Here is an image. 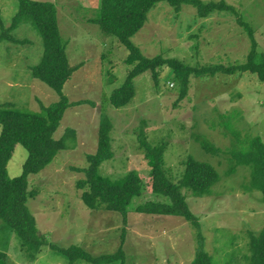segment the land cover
<instances>
[{
  "label": "rangeland",
  "instance_id": "374dc122",
  "mask_svg": "<svg viewBox=\"0 0 264 264\" xmlns=\"http://www.w3.org/2000/svg\"><path fill=\"white\" fill-rule=\"evenodd\" d=\"M35 1L55 5L68 63L79 67L62 88L71 104L54 133L56 139L66 136V147L43 170L28 176V190L37 195L28 198L27 206L45 244L31 256L22 239L0 219V251L7 254V263L69 264L50 243L77 245L92 255L113 253L121 244L122 232L125 264H190L193 260L199 245L197 227L178 216L135 210L145 201L157 200L149 186L133 199L126 222L119 212L92 210L81 201L82 190L76 183L84 173L76 168L86 167L87 154L95 152L100 117L106 114L112 125L114 155L102 162L99 173L117 179L136 171L149 182L142 136L152 145L166 144L164 160L174 181L182 174V163L188 156L211 164L219 180L210 195L197 197L183 189L190 210L198 218L203 248L214 264H250L246 260L249 240L264 225L263 197L258 190H248L250 166L234 164L229 172L235 161L229 160L227 151L234 140L230 129L238 131L241 139L260 136L264 141V84L257 75L190 76L187 93L179 99L181 83L168 66H163L157 81L150 71L137 76L134 98L115 108L110 95L122 85L129 70L124 63L127 49L92 22L99 15L100 0ZM201 1H223L234 11H214L200 17L190 4H182L176 11L160 1L148 12L131 42L145 57L162 55L191 67L242 63L251 49V39L240 19L252 28L256 50L264 52V0ZM18 7V0H0V33L1 26L10 25ZM11 34L21 41H0V104L39 112L41 104L49 106L59 99L54 89L31 73L41 60L42 40L26 21ZM198 137H205L220 152H207L195 139ZM26 156V149L16 144L6 166L9 177L21 173Z\"/></svg>",
  "mask_w": 264,
  "mask_h": 264
},
{
  "label": "trees",
  "instance_id": "16d2710c",
  "mask_svg": "<svg viewBox=\"0 0 264 264\" xmlns=\"http://www.w3.org/2000/svg\"><path fill=\"white\" fill-rule=\"evenodd\" d=\"M160 1H166L176 11L182 4H190L196 8L200 17H207L214 11H234L223 1L204 3L201 0H100L99 15L92 19V22L97 24L102 32L114 36L127 49L124 63L129 70L122 85L110 95L113 107L126 106L134 98V79L137 76L150 71L153 79L157 81L158 71L163 66H168L181 83L179 99L187 93L190 76L207 78L218 74L241 75L250 72L256 74L264 84V52L256 50L257 44L252 28L240 19L239 24L251 39V49L242 63L211 64L198 68L162 55L145 57L131 42V37L143 27L148 12ZM18 3V11L10 25L6 28L1 26L0 41L19 43L21 40L15 38L11 34L12 31L20 23L30 22L43 44L41 60L31 68L32 76L59 94L58 101L53 104L49 106L41 104L39 112L19 110L0 104V219L22 239L23 248L33 256L41 251L45 240L38 233L35 217L27 206L28 198L37 195L35 190H28V176L43 170L54 160L57 153L66 147V136L56 139L54 133L66 108L71 104L62 93V88L79 65L71 66L68 63L59 33L55 5L49 1L35 0H18ZM111 129L110 119L106 114H102L97 130L96 150L87 154L86 167L76 168L77 171L84 173V177L76 183L82 190L83 204L92 210L119 212L123 222H126L133 199L139 198L145 186H149L150 194L157 200L145 201L137 205L135 210L146 214L178 216L191 222L198 229L199 245L190 264H214L212 256L203 248L198 218L190 210L183 189L197 197L210 195L212 187L219 180L216 169L207 162L188 156L182 163L184 166L182 174L174 181L168 176L164 160L166 144L161 142L152 145L142 136L140 145L149 168V182H145L136 171H130L117 179H110L99 173V167L102 162L114 155ZM231 130L228 131L234 140L227 153L230 155L229 160L235 162L229 172L234 170V164L250 166L248 190L260 191L264 202V141L260 136L241 139L238 131ZM195 139L200 141L207 152L213 155L220 152V149L208 142L205 137ZM16 144H21L26 149L27 156L21 173L11 178L7 174L6 166ZM124 237L122 232L121 244L115 252L101 255H92L77 245L58 247L50 243V247L64 256L69 264L78 261H85L88 264H125V253L122 249ZM249 250L250 254L246 256V260H249L250 264H264V225L257 234L251 235ZM6 258L7 254L0 251V264H9Z\"/></svg>",
  "mask_w": 264,
  "mask_h": 264
}]
</instances>
